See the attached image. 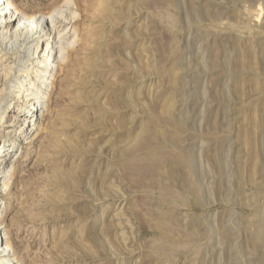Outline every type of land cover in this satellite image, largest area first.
I'll list each match as a JSON object with an SVG mask.
<instances>
[{
	"label": "rangeland",
	"instance_id": "374dc122",
	"mask_svg": "<svg viewBox=\"0 0 264 264\" xmlns=\"http://www.w3.org/2000/svg\"><path fill=\"white\" fill-rule=\"evenodd\" d=\"M14 3L32 18L0 30L14 264H264V0Z\"/></svg>",
	"mask_w": 264,
	"mask_h": 264
},
{
	"label": "bare ground",
	"instance_id": "6f19581e",
	"mask_svg": "<svg viewBox=\"0 0 264 264\" xmlns=\"http://www.w3.org/2000/svg\"><path fill=\"white\" fill-rule=\"evenodd\" d=\"M1 7H3V10L5 12L2 13L0 16L6 17L8 15L9 16L12 15V17H10L9 20H6V21L1 20V18H0V30L2 28L1 24H5V25L11 24L12 26H14L15 24L29 23V21H31V19H32V18L25 16V15H22L20 13L18 7L14 3V0H0V8ZM20 15L22 17H20ZM42 20H43V22L48 23L51 21V17L43 18ZM30 23H29V25L32 26ZM1 33L2 32H0V34ZM4 39L5 38L2 35H0V41H4ZM49 56H51L52 58L50 60H48L47 62L46 61L42 62L40 65V68H45V73L46 72L48 73V71L51 72V75H49V78L43 79L40 81L41 85L46 86V87H42V89L44 91L52 89V87L54 85V81H55L54 76L59 74V72L62 70V66H63L62 64H58L56 62V57L54 54H49ZM47 86H49V87H47ZM36 99L38 100V102L32 108H30V110H32V111L34 110V108L36 110H41L42 109L41 106L43 105L44 101L47 100L45 94L41 98H36ZM46 112L49 113V110L47 109V107L43 110L44 114ZM40 117L44 118L45 115L44 116L41 115ZM24 122H27V121L25 120ZM28 127L30 128L29 130L33 131V126L31 127L30 123H29ZM28 134H30V133H28ZM1 153H2V151H1ZM0 228L5 229V231H4V232H6L5 234H9V235L11 234V229L8 225H6L4 218H0ZM3 238H5V236L0 234V259H4L3 260L4 264H14V261H13L15 259L14 258V255H15L14 254L15 253L14 245H13V243H11L9 237H6L8 240L7 242L3 241Z\"/></svg>",
	"mask_w": 264,
	"mask_h": 264
}]
</instances>
